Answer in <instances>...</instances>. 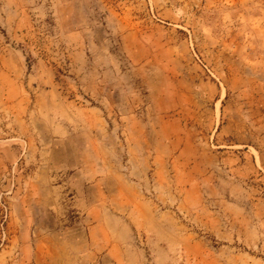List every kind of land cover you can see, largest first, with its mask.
<instances>
[{"label": "rangeland", "instance_id": "374dc122", "mask_svg": "<svg viewBox=\"0 0 264 264\" xmlns=\"http://www.w3.org/2000/svg\"><path fill=\"white\" fill-rule=\"evenodd\" d=\"M0 264H264V0H0Z\"/></svg>", "mask_w": 264, "mask_h": 264}]
</instances>
